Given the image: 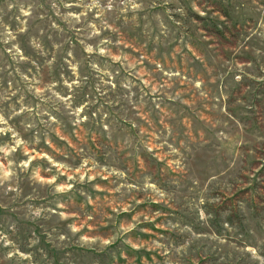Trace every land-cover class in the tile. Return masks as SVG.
Wrapping results in <instances>:
<instances>
[{"label": "rangeland", "instance_id": "rangeland-1", "mask_svg": "<svg viewBox=\"0 0 264 264\" xmlns=\"http://www.w3.org/2000/svg\"><path fill=\"white\" fill-rule=\"evenodd\" d=\"M0 264H264V0H0Z\"/></svg>", "mask_w": 264, "mask_h": 264}]
</instances>
